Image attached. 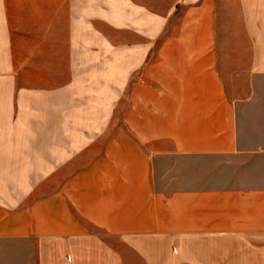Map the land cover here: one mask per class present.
Here are the masks:
<instances>
[{
    "label": "crops",
    "instance_id": "1",
    "mask_svg": "<svg viewBox=\"0 0 264 264\" xmlns=\"http://www.w3.org/2000/svg\"><path fill=\"white\" fill-rule=\"evenodd\" d=\"M58 2L43 41L4 59L0 0V249L54 240L73 264H264V0ZM35 83L125 98L67 124Z\"/></svg>",
    "mask_w": 264,
    "mask_h": 264
},
{
    "label": "rangeland",
    "instance_id": "2",
    "mask_svg": "<svg viewBox=\"0 0 264 264\" xmlns=\"http://www.w3.org/2000/svg\"><path fill=\"white\" fill-rule=\"evenodd\" d=\"M60 5L58 0H2L3 25H4V50L3 58L11 57L12 48L24 46L30 38L31 42L43 41V19L49 21L51 11ZM50 12V13H49ZM32 29V34L27 35V29ZM7 30V33H6ZM6 34V35H5ZM24 52H20L19 54ZM22 55V56H23ZM50 87L48 97L51 108L57 112L65 110L67 124L81 122H98L99 116L105 110L109 99L118 94L119 86L114 91L107 88V84H82V83H50L34 84ZM122 85V84H121ZM128 84H125V89ZM256 91H264V81L255 85ZM115 92V93H114ZM126 93V92H125ZM118 103L124 102L123 94ZM65 96V97H64ZM119 107H116L113 118L119 119ZM59 114L51 113L52 121ZM69 133V131H68ZM196 165H202L196 163ZM206 166V164H204ZM62 241L42 242L34 241H9L3 242L0 249V264H73L68 252L61 251L64 247ZM86 264L89 260H81Z\"/></svg>",
    "mask_w": 264,
    "mask_h": 264
}]
</instances>
